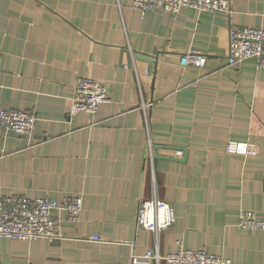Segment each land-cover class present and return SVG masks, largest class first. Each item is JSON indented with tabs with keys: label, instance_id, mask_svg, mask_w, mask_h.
I'll return each instance as SVG.
<instances>
[{
	"label": "crops",
	"instance_id": "1",
	"mask_svg": "<svg viewBox=\"0 0 264 264\" xmlns=\"http://www.w3.org/2000/svg\"><path fill=\"white\" fill-rule=\"evenodd\" d=\"M230 3L227 14L0 0V106L37 116L30 135L0 127V197L84 196L78 221L53 212L56 240L0 236L4 264H169L178 241L233 264L264 263V229L238 225L244 209L264 218V67L227 61L230 25L264 28V0ZM190 51L206 64H182ZM78 77L110 83L93 115L70 112ZM230 140L248 152H228ZM154 181L176 215L159 236L160 260L144 256L155 238L136 222Z\"/></svg>",
	"mask_w": 264,
	"mask_h": 264
},
{
	"label": "built area",
	"instance_id": "2",
	"mask_svg": "<svg viewBox=\"0 0 264 264\" xmlns=\"http://www.w3.org/2000/svg\"><path fill=\"white\" fill-rule=\"evenodd\" d=\"M131 4L144 12L151 8H162L176 13L182 6H191L199 10L232 11L230 0H131ZM249 57H254L259 66L264 67V28L261 26L230 25L228 35V64L239 66ZM206 54L187 52L181 56L182 64H193L202 67L206 64ZM128 67V64L124 65ZM110 83L92 77H78L74 92L71 96L70 112H86L95 114L100 104L109 100ZM37 116L33 111L4 108L0 106V127L5 132H15L30 135L34 129ZM148 157L154 158V143L147 137ZM226 150L234 153H247L248 143L230 140ZM181 155L182 151L177 150ZM82 193L69 194L61 201L52 197L31 198L23 194L4 195L0 197V236L19 240H31L37 237L49 241L61 237L62 218L54 215L56 210H63L66 219L78 221L83 207ZM176 221V215L171 203L161 199L158 188L153 182V194L149 198L140 200L136 222L150 231L155 238L154 248L145 253L146 258L161 259L158 253L159 236ZM238 225L244 229H264V218H260L254 210L244 209L239 214ZM94 240H101L92 236ZM175 252L168 253L164 259L169 264H233L230 258L220 254L209 253L202 248H187L180 241ZM137 262V257L133 256ZM0 264H4L0 258ZM264 264V263H263Z\"/></svg>",
	"mask_w": 264,
	"mask_h": 264
},
{
	"label": "water",
	"instance_id": "3",
	"mask_svg": "<svg viewBox=\"0 0 264 264\" xmlns=\"http://www.w3.org/2000/svg\"><path fill=\"white\" fill-rule=\"evenodd\" d=\"M148 59H149V61H153L154 56L148 55ZM151 74H152V68H149L148 73H147V76H151Z\"/></svg>",
	"mask_w": 264,
	"mask_h": 264
}]
</instances>
